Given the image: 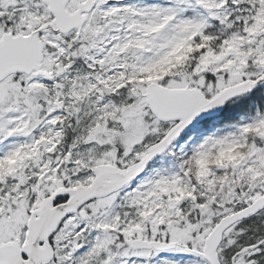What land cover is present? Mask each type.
<instances>
[{"label": "snow or ice", "instance_id": "snow-or-ice-1", "mask_svg": "<svg viewBox=\"0 0 264 264\" xmlns=\"http://www.w3.org/2000/svg\"><path fill=\"white\" fill-rule=\"evenodd\" d=\"M0 264H264V0H0Z\"/></svg>", "mask_w": 264, "mask_h": 264}]
</instances>
